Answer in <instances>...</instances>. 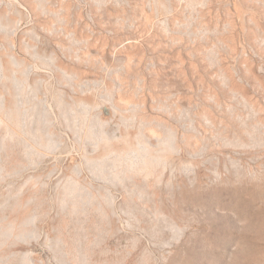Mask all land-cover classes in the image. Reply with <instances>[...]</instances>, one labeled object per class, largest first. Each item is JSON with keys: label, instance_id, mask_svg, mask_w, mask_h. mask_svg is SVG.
<instances>
[{"label": "rangeland", "instance_id": "obj_1", "mask_svg": "<svg viewBox=\"0 0 264 264\" xmlns=\"http://www.w3.org/2000/svg\"><path fill=\"white\" fill-rule=\"evenodd\" d=\"M0 264H264V0H0Z\"/></svg>", "mask_w": 264, "mask_h": 264}]
</instances>
